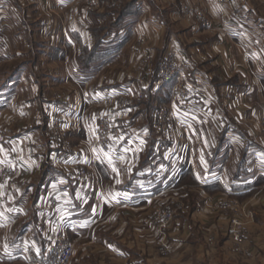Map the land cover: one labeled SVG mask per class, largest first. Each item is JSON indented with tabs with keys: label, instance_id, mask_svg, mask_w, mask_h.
Listing matches in <instances>:
<instances>
[{
	"label": "crops",
	"instance_id": "1",
	"mask_svg": "<svg viewBox=\"0 0 264 264\" xmlns=\"http://www.w3.org/2000/svg\"><path fill=\"white\" fill-rule=\"evenodd\" d=\"M43 7L64 29L44 35L57 43L44 42L41 75L20 63ZM0 22L24 24L0 34V264L42 251L57 220L71 264H264V0H0ZM169 49L192 64L194 113L165 136L155 113L175 105L172 85L154 83ZM102 117L122 133L114 160L89 145ZM55 118L67 125L58 146Z\"/></svg>",
	"mask_w": 264,
	"mask_h": 264
},
{
	"label": "built area",
	"instance_id": "2",
	"mask_svg": "<svg viewBox=\"0 0 264 264\" xmlns=\"http://www.w3.org/2000/svg\"><path fill=\"white\" fill-rule=\"evenodd\" d=\"M217 1L218 4L224 5L226 0ZM191 13V8L186 7L185 16L190 18ZM169 43H173V39H170ZM191 72L192 64L185 56L179 55L174 49H169L166 52L157 80L154 83L157 88L172 85L175 105L161 106L156 115L158 122L156 128L164 133L165 136H169L171 128L175 124L181 126L182 130L186 132L192 123L191 120L185 119L183 121L180 118V115L185 110L189 111L192 115L194 113L189 101L191 89L187 81ZM113 97H118V95H114ZM139 97L141 98L143 95L141 94ZM124 100L119 97L118 103H124ZM66 133L67 125L63 120L55 118L49 123L48 136L52 145L58 146L62 144L65 141ZM121 143L122 133L119 128L115 124H111L108 117H102L99 121L97 136L89 142V145L95 146L107 157L114 160L116 148ZM79 162H81L80 159ZM78 170L80 180H86L89 175L88 168L78 163ZM156 212L165 223L172 220V214L161 210H157ZM231 225L230 238L234 243L235 250L240 251L245 236L244 222L241 218L234 217L231 220ZM54 227L56 231L42 251L36 248L28 250L26 262L14 264H71L76 247L69 238L68 228L59 223V221L54 224Z\"/></svg>",
	"mask_w": 264,
	"mask_h": 264
},
{
	"label": "rangeland",
	"instance_id": "3",
	"mask_svg": "<svg viewBox=\"0 0 264 264\" xmlns=\"http://www.w3.org/2000/svg\"><path fill=\"white\" fill-rule=\"evenodd\" d=\"M24 2H27V0H24ZM52 9V8H51ZM56 9V10H55ZM38 11V14H40V12H46L48 14V18L47 20L44 21H40L38 19V22H36V24L34 22H31V30H34L37 34V44H36V49H35V53L34 55L32 56V60L31 62H28L27 60L26 61H21L20 63V67H28L29 65H32L33 63L38 67V74H49L50 72V69H49V63L47 64V61H48V56L45 55L44 53V46H46V42H48V45H56L57 43V40L55 38V36L59 35L60 33L62 34L63 32V25L62 23L60 22V18H59V15H60V9L59 8H53V12H51L50 10V7L49 8H40L37 10ZM50 15V16H49ZM27 25V24H26ZM23 26L24 24L23 23H15V24H11V23H8V22H0V34L2 32H10L11 30H13V27H20L23 29ZM51 30V31H50ZM48 31V32H47ZM47 33H50V36L51 35H55L53 38H49V39H45L44 35ZM45 42V43H44ZM7 46V45H6ZM32 67V66H31ZM158 110L159 108L156 110V113H158ZM157 117V116H156ZM156 126H157V118H156ZM49 137V136H48ZM58 223V220L54 223L51 224L54 225ZM54 233L51 231V228L49 231H47V236L49 238L52 237ZM76 247V245H75ZM205 250V248L203 249V251ZM218 254H216L217 256ZM204 262H207V261H200V264H205Z\"/></svg>",
	"mask_w": 264,
	"mask_h": 264
},
{
	"label": "snow or ice",
	"instance_id": "4",
	"mask_svg": "<svg viewBox=\"0 0 264 264\" xmlns=\"http://www.w3.org/2000/svg\"><path fill=\"white\" fill-rule=\"evenodd\" d=\"M93 151H95V149H93ZM109 162L111 163V160H110V159H109ZM113 170H114V171H117V169H115V168H114Z\"/></svg>",
	"mask_w": 264,
	"mask_h": 264
}]
</instances>
